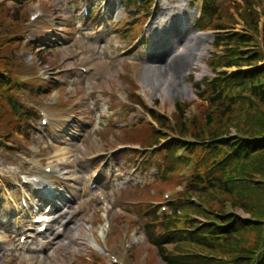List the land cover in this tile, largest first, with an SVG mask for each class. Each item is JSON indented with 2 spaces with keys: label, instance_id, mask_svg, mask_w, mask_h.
I'll list each match as a JSON object with an SVG mask.
<instances>
[{
  "label": "rangeland",
  "instance_id": "obj_1",
  "mask_svg": "<svg viewBox=\"0 0 264 264\" xmlns=\"http://www.w3.org/2000/svg\"><path fill=\"white\" fill-rule=\"evenodd\" d=\"M75 1L77 0H36L24 5L22 8H18V6L12 2L7 3L0 0V189L3 190L5 186H8L10 189L14 186L18 188V178H20L18 176L19 172L29 170L28 173L44 175L45 169L52 163L56 167L54 169L56 174L53 178L59 179L61 177V179L65 178L66 180H68L66 173H71L70 179L73 177H80L81 174L79 171L84 172L86 168L93 165H98V168H106L108 170L106 173H103L106 180L110 172L118 167L119 180L123 183H118L117 187L127 183H131V185L132 183L136 184V178L131 177L135 175L133 172L139 168L143 170V172L146 170L147 173L143 174L141 172V177L137 182L141 183L142 181L143 187H135L134 190L129 191L126 195H120L124 198L120 205L116 203V199L114 200L115 202L112 204L113 210H110L114 231L112 236H104L106 235L104 232L105 221L102 215L105 213V210H102L101 213L95 217L96 224L91 225L85 223L86 216H88L92 210L88 206L89 201H85L86 194L81 195V204L71 198L72 193L81 194V191L75 187L71 189V191H64V195H61V210L54 212L56 216L64 214L65 219L62 224L55 223L58 241L57 244L52 242L51 246L47 247L49 248L48 251L50 254L46 253L45 250L41 252V243H39L35 246V252H38L40 255L37 253L29 257L18 255L15 261L16 255L11 252H5V245H1L0 264H115V257H117L119 264H164L153 247L147 242V234L144 231V227L151 223L149 219L144 217L145 214L141 211L145 206L150 207L151 205L148 206L150 203H152V205L155 203L159 206V204L166 201L167 197H173L175 200L193 198L207 206L213 214L207 213V211L201 207L200 210L198 207L194 212L190 213L192 217H199L196 218L195 221L200 223L207 221L210 223L214 221L223 222L224 218H226L236 224V228H241L242 226L255 227V231L249 232L247 230V235L243 234V236L237 237V241H234L233 244L226 243L225 241L224 243L214 242V246H212L211 250L199 248L189 243H181V245L168 244L165 246L167 252H173L180 256H187V258L183 259H192L193 261L206 264H250L249 257H254V253L257 252L258 254L254 257V262L251 264H259L258 261L262 258L264 249H261V252L256 250L260 245L261 237L264 236L262 234L264 220L254 222L251 214L242 209L240 204L246 203L247 201H245V199H248L250 196V193H245V188L251 185L256 190L262 189L264 187V180L259 176H250L247 172L238 171L236 177H240L241 181L235 178L236 183L239 185V191L234 195H227L223 189H218L217 191L210 192L209 195H205L198 190L199 188L197 186H193L191 191H188L185 183L189 181V175L193 172L191 166L201 157V153L198 150L191 160H179L181 162L174 165L176 173L168 179H163L161 177L162 170H156L157 164H150L152 169L150 167H142V162H145L150 156L146 153L148 151L152 153V156L157 154L159 157L167 158L168 154H170L175 160V155L178 153L179 159L182 158V151L176 150L174 152H169L170 150H165L174 143H178L192 152L195 146L204 148V144L192 145L180 141V138H191V133L200 135L201 133L209 131L212 141L216 139V136L222 138L224 135L225 136L222 138L223 140L236 141L241 139L238 135L245 137L240 131L249 121L254 127L255 124L257 126L262 125L264 106L261 103L241 99V95L238 93L234 95L229 94V97H234L235 99L234 107L232 108L230 105L232 110L230 114L233 115L227 114V116L223 114L222 108L213 106L207 96L205 98H199V94L196 92L197 84L195 82L200 83L204 77L212 76L211 72L207 69V63L205 64L209 57V52L206 54L207 57L205 58V62L199 66V68L201 67L200 70H198L196 61L192 62L190 66L185 67L180 73L173 70H167L168 73H166L165 69H159L157 66L167 65L165 60L166 57L161 62L155 61L154 63H150V58L148 59L146 53L142 54L144 57L143 62H136V57L138 59L141 57L139 53L136 54L133 58L135 62H131L132 66L129 72H127V70L123 71L121 67L116 65L117 61L113 63H111L112 61L108 63L99 62V68L94 78V84L99 88L97 90L95 87L96 91H107L112 95H118L120 100H127L129 102L136 101L129 94V90H135L138 96L142 95L143 91H146L147 97L144 99L140 96L142 100H140L139 105L135 108L125 105L122 102H120L121 104L119 106H115L114 108L106 106L105 109L97 115V125L94 132L88 136L86 142L83 141L82 143L83 136H80L77 140L81 144L73 146V143L71 144L72 139H69L70 141H67L66 145H63V143L60 144L61 149H65V153H67L65 161H62V158H56L58 155L56 149L59 147L54 141H52L53 145H55V147L57 146V148L49 147L48 145V142L52 140V136H54V140L57 141L55 137L57 133L56 129H42L40 121H38V131L42 129V131L39 132L40 135L32 139L31 143L30 139L27 141L23 139L22 119L18 117L9 103L13 102L16 104L17 101H21L25 104L26 100L27 107H33L34 104L42 106L43 102L49 98L37 97L38 88L33 89V86H31L32 84L35 85L34 82L29 83L27 80H24L25 85L19 87L14 81V73L16 72L18 76L21 75L22 69L19 67V63H21L33 67V71L37 75L40 73V75H38L39 77L48 79L49 76L47 73L49 70H52L54 64L50 66L44 64V66L42 65L41 67V60L45 61V59H49L50 57L57 58L60 46L58 47L51 44L52 48L57 47L54 53H50L49 48L35 51L39 49L40 46H43V42L39 43L41 38L37 32H40L48 26L52 30L48 32L46 36L56 35L59 32L56 26H59V23H63V19L67 18L72 4ZM79 1L82 2V5L83 3L94 5L99 11L106 9L107 15L103 17L117 22L122 29L125 26L124 29H127L126 32H130L129 39L126 41V45L129 47L133 45L134 41L147 29L148 18L146 17H141L139 21L137 20V23L136 21L130 23L126 21L130 13L126 12L123 8V2L125 0H116L115 3H108V5L105 0ZM149 2H156L155 7L159 8L157 17L161 16L160 13L163 8L173 7L174 11H176L175 8L183 6L187 11L193 13L189 18L191 19V23L194 21V24L198 18V8L201 6V3H197V0H149L147 3ZM212 2H214L218 9L217 18L213 19L210 23L203 22L202 24L204 27H215L218 23L224 21L230 25V28L242 30L245 23L247 27H257L259 32L261 31L262 34L264 33V0H212ZM82 5L80 6V11ZM151 9V7H147L145 13L149 11L151 13ZM133 11L134 9L131 10V12ZM42 12L45 15V18L42 19L43 22L34 24L31 21V16ZM138 12L140 11L138 10ZM256 13L258 16L257 18L255 15ZM249 14L255 20L253 19L252 21L249 18ZM43 24L46 26L41 27ZM129 25L134 26L129 27ZM166 25L155 26L153 22L151 28H161ZM196 28L197 27H193L192 30L188 31L186 34H182V30L178 29L180 30L179 36L183 41L187 38L190 40L191 38L192 43L194 42L195 44V48H198L196 52H186L185 50L182 54L183 56L181 55L182 57H186L188 53L187 62L193 60L194 54V57L197 58L198 50L207 48L208 44L213 42L212 36H201ZM180 34L183 35V38ZM47 38L48 37H46V39ZM174 42L175 41L172 40V44ZM116 44H124V42L123 40H117ZM258 44L261 53L257 56H259L260 62H256L257 64L254 63L252 65H263L264 67V51L261 49V42H258ZM183 48L185 47L181 45L174 47L173 53L170 56L171 59L174 56L180 58L179 55ZM20 51H24V53ZM254 51V49H251L250 53ZM162 52L163 50L161 53ZM252 56L255 57L256 53H253ZM32 57L34 59H32ZM52 58L50 59L52 60ZM61 62H63V60ZM205 70L207 72L206 74H204ZM6 72L7 76L1 74ZM165 74L172 77L173 81L169 83L166 82V78L164 77ZM27 76L31 77L29 73H27ZM38 76H36V80H38ZM100 77H103V79ZM123 77L129 80L125 81V79H122ZM134 77H137L139 82L132 80ZM44 82L45 85L51 84L50 80H45ZM146 83L150 84L151 89L145 87ZM261 84H263L264 87V80ZM117 87L121 88L122 91H120V93L117 92ZM24 88L28 94H25ZM247 88L250 90L249 86H247ZM50 90L51 88H49V91ZM62 93L65 94L66 90L59 94L60 100ZM54 96L58 97L57 94H54ZM16 97L20 99L17 100ZM85 98H91L88 91ZM82 101L86 104V101ZM82 101L78 103L81 105L83 104ZM151 101L154 102V104H152ZM176 103L183 108L180 112L175 109ZM248 103L251 108H247ZM88 106L89 105L86 104L84 110H80V115H85L83 117L87 119L92 118L88 113ZM153 108L157 109L152 110ZM109 109L113 110L112 121L114 125L111 124L110 118L106 115ZM149 110H152L156 115L164 118L162 127H154L152 124H148L150 121ZM66 113L67 112H61L57 109L50 111L53 121H55V115L62 114V122V119H64L63 114ZM108 114H110L111 117V113ZM256 114L257 116L253 121L248 119V116L251 118L250 115L254 116ZM83 117L79 118L81 122L75 120L74 123H83V125L87 126L86 130L89 131L90 124L85 123ZM176 120L177 125H173V122ZM139 122L141 123L137 125ZM55 124V122L51 123L52 126L57 127ZM124 124L127 126L124 127ZM212 132H215V134ZM83 133L84 131L78 134ZM65 136L66 134H62L60 137L66 139L64 138ZM203 138L204 136L201 135L200 139ZM73 139L76 140V138ZM129 142H135L133 144L142 145L143 148L148 149L143 153L136 152L134 155L136 157L129 156L126 154L128 149L121 148L124 145L131 144ZM260 142H263V139ZM34 144L37 145L35 146ZM117 146L120 148H117ZM108 152L114 153L108 154ZM36 153H41V157L38 158L45 162L44 171L43 169L35 170L33 168L34 164L32 163L36 161ZM137 153L140 154L136 155ZM101 154L107 155L104 156ZM210 162V159L207 158L206 166H209ZM91 163L92 165H90ZM28 167L29 169H27ZM134 167H136V169ZM45 176H48L47 179L51 178V175H47L46 172ZM214 178L219 181H224L227 178V174L224 171H220L214 173ZM124 179L125 181H123ZM84 186L87 187V184H84ZM219 186L220 185L217 183L216 187L218 188ZM229 189L233 191V188L229 187ZM133 195L140 200L137 202L138 204L134 206L131 205V203L137 200L128 199V197ZM91 198H93L92 195ZM140 205L142 206L140 207ZM193 206L196 205H190V207ZM83 209H85L84 211L88 214L84 213ZM186 211V209H181V213L178 214V217H184ZM3 213L5 212L3 211ZM180 219L183 220L182 218ZM161 221H165V219ZM66 222H68V229L64 233ZM5 223H7V219ZM154 223L158 224V222ZM162 225L164 224L158 226L159 229H161ZM195 225L197 224L193 221L189 228L197 227ZM168 228L170 227L168 226ZM4 231L5 229L0 227V233ZM134 240L138 243H134ZM262 240L264 239L262 238ZM107 241L110 244V252L105 249ZM195 254L199 256H195ZM37 256H39V259L36 260V262L34 259ZM262 261H264V259Z\"/></svg>",
  "mask_w": 264,
  "mask_h": 264
},
{
  "label": "trees",
  "instance_id": "obj_2",
  "mask_svg": "<svg viewBox=\"0 0 264 264\" xmlns=\"http://www.w3.org/2000/svg\"><path fill=\"white\" fill-rule=\"evenodd\" d=\"M214 12V11H213ZM214 13H217L216 11ZM256 18H257V14ZM211 17V16H210ZM214 18H211L209 21L211 22ZM249 18L253 21V17L249 14ZM255 20V19H254ZM257 32L259 31L257 27H253ZM220 43V40H218L217 44ZM251 77H259L264 80V72L262 73H256L251 75ZM245 80L244 77H241L239 80L240 82H243ZM263 82V81H262ZM258 100L260 103L264 106V89L261 90V94L258 96ZM216 103V101H214ZM214 106V105H213ZM219 108H222L223 114L227 116L233 115L230 114L232 112L230 105L221 106ZM257 114L254 115L252 118L248 116V119L253 121L256 118ZM247 120V119H246ZM241 134L245 135V137L250 138L251 140H257L254 143L249 144L247 141H224L222 145L226 147L229 151L227 152L230 155L229 161L226 163L228 166L232 167L237 166L242 167L244 172H247L250 176H259L262 180H264V117H263V123L260 126H257L255 124V127L253 124L249 121L247 125L243 127V129L240 131ZM263 142H260L262 141ZM216 146H212V150L210 152H216ZM244 155L245 153H247ZM244 155V156H243ZM203 167H206V163H203ZM223 168H219L218 170H221ZM209 172V170H208ZM216 184L219 183L218 179H215ZM221 186L223 184L220 183ZM216 189L212 184H210V189L208 191L203 192L202 194L209 195L210 192H214ZM223 190L226 192L227 195L231 196L235 193H238L236 189L233 188V191H230L229 186H225ZM245 193H250V196L248 199H245L247 201L246 203L240 204L241 208L247 211V213L251 214L252 219L261 221L264 219V187L262 189L256 190L251 185H248V187L245 189ZM224 193V192H223ZM225 194V193H224ZM226 195V196H227ZM252 195V196H251ZM244 202V201H243ZM247 204V205H245ZM236 224H233L229 227V230L225 232L227 237L225 238L226 243L233 244L234 241H237V237L243 236V234L247 235V230L249 232L255 231V227L251 226H242L241 228H236ZM218 229L212 228L211 235L214 236L217 233H219ZM225 231V230H223ZM263 232V229H262ZM148 239L149 241L157 246L158 255L163 259L165 264H206L203 262H196L192 259H182L180 257H176L173 252L169 253L166 251L165 246L168 244L172 245H181V243H194L198 244L199 246L206 248L208 250L212 249V246H214V242H207L201 240L200 238L190 237L189 239L178 237V236H172V237H164L161 240L155 239V231L152 228H148ZM259 234V233H258ZM259 238V235H258ZM262 244V238L260 241V245ZM259 245V246H260ZM259 249V247L257 248ZM257 251V250H256ZM257 252L254 253V256ZM252 257H249V260ZM250 262V261H249ZM264 264V261L263 263Z\"/></svg>",
  "mask_w": 264,
  "mask_h": 264
},
{
  "label": "bare ground",
  "instance_id": "obj_3",
  "mask_svg": "<svg viewBox=\"0 0 264 264\" xmlns=\"http://www.w3.org/2000/svg\"><path fill=\"white\" fill-rule=\"evenodd\" d=\"M191 43H192V39L191 38H190V40H189V38H187L185 41H183L182 39H179V40H177L176 46L181 45V46L185 47V48H183V52H185V50H186V52L187 51L196 52L198 48L197 49L195 48L194 42L192 44ZM206 50L207 49L198 50L197 58L194 57L195 56V54H194L193 55V58H192L193 60L191 62H187V60H188L187 54L188 53L186 54V57L185 56L182 57V58L181 57L180 58L173 57L172 59L170 57L171 55H169V56L159 55V56L156 57L155 61L156 62H159V61L161 62L166 57L165 60H166V64L167 65H161V66H157V67H159V69H165L166 73H168L167 70H169V71H172L173 70V71H176V72L180 73L185 67L190 66V64L192 62H196L197 61V64L196 65L198 66V63H201L203 61V59L205 57V51ZM168 57H169L170 60L168 59ZM164 77L166 78V82H168V83L171 82V81H173L172 80V77H170V76H168L166 74L164 75ZM148 87L149 86L147 85V88ZM59 151L62 152V151H65V150L64 149H60ZM66 155H67V153L59 154V156H61V157H65Z\"/></svg>",
  "mask_w": 264,
  "mask_h": 264
}]
</instances>
